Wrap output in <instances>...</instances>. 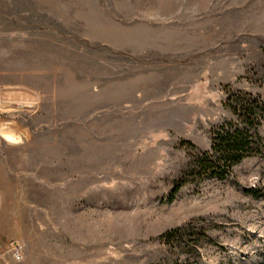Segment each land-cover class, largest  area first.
I'll list each match as a JSON object with an SVG mask.
<instances>
[{
	"label": "rangeland",
	"instance_id": "1",
	"mask_svg": "<svg viewBox=\"0 0 264 264\" xmlns=\"http://www.w3.org/2000/svg\"><path fill=\"white\" fill-rule=\"evenodd\" d=\"M224 87L264 98V0H0L2 256L264 264V159L170 202ZM190 226L211 241L161 240Z\"/></svg>",
	"mask_w": 264,
	"mask_h": 264
},
{
	"label": "trees",
	"instance_id": "2",
	"mask_svg": "<svg viewBox=\"0 0 264 264\" xmlns=\"http://www.w3.org/2000/svg\"><path fill=\"white\" fill-rule=\"evenodd\" d=\"M224 89L227 95L224 104L231 111L232 120L213 129L210 151L198 150L188 169L174 182L170 202L186 185L211 179L225 181L245 160L255 157L264 159V138L260 133L264 128V98L236 93L228 87ZM182 146L196 150L188 141L182 142ZM250 193L256 194L254 191ZM184 238H194L197 244L211 241L204 232L192 226L168 231L161 240L167 245H174Z\"/></svg>",
	"mask_w": 264,
	"mask_h": 264
},
{
	"label": "crops",
	"instance_id": "3",
	"mask_svg": "<svg viewBox=\"0 0 264 264\" xmlns=\"http://www.w3.org/2000/svg\"><path fill=\"white\" fill-rule=\"evenodd\" d=\"M5 207L4 192L0 186V264H11L10 261L2 256L3 249H13L11 231L3 222V212Z\"/></svg>",
	"mask_w": 264,
	"mask_h": 264
},
{
	"label": "built area",
	"instance_id": "4",
	"mask_svg": "<svg viewBox=\"0 0 264 264\" xmlns=\"http://www.w3.org/2000/svg\"><path fill=\"white\" fill-rule=\"evenodd\" d=\"M1 99H0V106H1ZM18 248H20V247H18ZM18 248H16V249H18ZM20 258H21V253H20V251L18 250L16 253H15V259L16 260H20Z\"/></svg>",
	"mask_w": 264,
	"mask_h": 264
}]
</instances>
